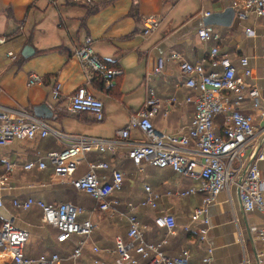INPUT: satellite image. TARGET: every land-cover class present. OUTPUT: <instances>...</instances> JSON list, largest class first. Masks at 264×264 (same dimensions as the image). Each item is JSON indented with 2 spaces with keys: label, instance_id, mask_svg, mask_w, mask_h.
I'll return each instance as SVG.
<instances>
[{
  "label": "crops",
  "instance_id": "1",
  "mask_svg": "<svg viewBox=\"0 0 264 264\" xmlns=\"http://www.w3.org/2000/svg\"><path fill=\"white\" fill-rule=\"evenodd\" d=\"M240 1L0 0V35L9 38L0 45V111L13 118L33 115L51 128L68 134L113 137L116 130L127 124L129 116L140 107L152 89L159 98H175L164 114L160 109L152 117L153 125L161 131L184 130L194 111L193 102L185 101V97L195 91L184 85L185 75L178 60L169 58V54L175 51L183 59L194 62L206 57L209 48L217 43L219 49L228 54L237 72L241 71L239 57L244 55L249 60L251 74L246 78L258 88L259 107L253 108L247 99H243L239 107L251 115L255 130L253 142L264 152V131L261 129L264 125V18L253 15L239 18L234 8ZM227 7L233 9L230 18L220 16L221 23L209 24L219 33L220 39L199 40L196 30L204 25L202 12H223ZM148 14L156 16L159 22L155 29L143 34L141 19ZM85 36H90L91 47L99 59L120 69V73L111 80L88 76L73 55L74 46ZM7 51L15 57L8 56ZM158 58L164 61L161 70L155 72ZM31 73L37 74L40 80L30 83ZM55 81L61 85L57 98L51 96V86ZM82 84L103 101L102 119L67 108L69 95ZM222 118V115L215 118L216 131ZM130 137L138 139V130L130 129ZM68 142V138H57L51 133L45 136L36 133L31 138L13 139L7 145H0V169H3L4 160L14 163L4 185L0 186V198L14 222L30 232L23 246L25 256L57 252L62 256L57 264H72L68 254L79 237L73 234L69 239L58 242L55 230L43 222L38 207L33 205L21 209L12 205L14 197L31 196L45 202L69 200L84 206L85 212L78 218L90 217L97 223V228L91 232L76 261L90 264L91 259L97 256L114 264L115 256L103 248L112 247L117 234L127 235L126 220L115 213L96 210L94 199L70 183L66 184L69 191H64L69 194L68 198L48 200L46 197L51 193L40 187L57 188L58 185L40 179L43 173L52 177V165L48 160H45L43 169L22 167L24 161L36 159L37 155L48 150L61 149ZM98 161H104L108 166L96 169L98 174L104 175L103 179H109L111 168L123 174L121 189L110 196L118 200L119 209L127 210V202L139 203L145 195V184L159 194L156 208L138 205L135 214L145 224L146 240L166 239L162 244L165 253L176 254L186 247L191 264H204L201 258L206 253L205 248L210 246L212 260L209 264H264V240L251 230L252 225L261 224L260 213L243 210L235 185L230 186V200L225 191H220L208 205L207 231L204 240H200L197 232L199 222H193L190 215L201 202L203 193L175 194L176 190L196 186L197 180L169 167L143 164L139 168L126 155L125 148L114 152H85L74 176L85 172L88 162ZM72 188L79 192L77 197L72 194ZM80 193L88 195L90 201H85ZM161 212L174 215L176 225L173 233L166 234L163 228L154 225L153 215ZM92 245L101 250L94 253ZM139 264L143 261L140 260Z\"/></svg>",
  "mask_w": 264,
  "mask_h": 264
},
{
  "label": "built area",
  "instance_id": "2",
  "mask_svg": "<svg viewBox=\"0 0 264 264\" xmlns=\"http://www.w3.org/2000/svg\"><path fill=\"white\" fill-rule=\"evenodd\" d=\"M234 11L239 18L250 15L264 18V0H241ZM203 15L209 14L203 11ZM158 18L148 14L141 19V31L149 33L158 25ZM249 31L248 29H246ZM252 31V30H250ZM201 41L219 40L220 35L210 25H201L196 30ZM9 38L0 35V45ZM11 58V51L6 53ZM73 55L77 58L82 70L88 76H97L111 80L120 73L117 67L109 66L98 58L91 47L90 36L74 46ZM169 58L178 60L179 68L185 75L184 85L195 91L185 97L192 101L194 111L190 123L184 130L175 132L158 130L152 122V117L160 110L167 111L168 106L175 101L174 97L159 98L149 89L140 107L129 116L127 124L116 130L113 137H102L86 134H68L51 128L43 120L33 115L13 118L0 111V145H7L13 139L31 138L36 133L45 136L49 133L57 138H68L65 147L58 150H48L36 159L22 163L24 169L33 167L43 169L48 160L52 165V179L68 182L74 188L90 195L95 201V209L100 212L115 213L127 222V235L117 234L112 247L103 248L108 254L114 255V264H191L190 252L186 247L176 254H167L162 250L166 241H149L144 238L145 224L135 214L138 205L157 207L159 194L150 185L143 186L144 197L139 203L127 202V210L117 207L118 200L110 197L114 191L122 187L123 174L116 168L110 169L109 179L96 172L97 168H107L104 161L88 162L85 172L74 176V172L89 150L114 152L125 148L126 155L137 167L151 164L157 167H169L175 172L187 175L197 180L196 186L176 190L178 196H185L196 191L203 193L201 202L196 205L190 215L193 222H199L198 238L204 240L209 222L207 209L210 202L220 191H225L230 200V186L237 188L238 198L243 210H257L261 216L260 225H252L254 234L264 240V152L255 146V133L252 117L240 110L243 99L249 100L253 108L259 107V92L255 84L247 80L251 74V66L246 56H240L238 63L241 71L237 72L228 54L219 49L216 43L209 48L206 57L190 62L173 51ZM163 58L157 59L155 72L163 65ZM207 61V62H206ZM205 62L209 64L207 68ZM37 74L31 73L30 83L39 81ZM61 85L55 81L51 86V96H59ZM67 108L72 112H87L95 119L103 117V101L91 93L82 84L68 97ZM222 115V122L216 131L215 118ZM138 130V139L130 137V129ZM264 131V125L261 127ZM264 143V140H263ZM14 163L3 161L0 169V186H3ZM16 208L27 209L36 206L41 212L43 222L56 232L58 242L69 239L73 234L79 237L68 254L72 264L76 261L82 248L97 223L90 217L79 219V214L85 212V207L69 200L45 202L31 196L12 198ZM155 226L163 228L166 234L173 233L176 219L172 213L161 212L153 215ZM29 230L18 226L0 198V264H57L62 256L57 252L40 253L35 257L25 256L23 246L29 238ZM92 251L101 250L92 245ZM201 260L209 264L212 260V248L207 246ZM90 264H109L104 259L94 256Z\"/></svg>",
  "mask_w": 264,
  "mask_h": 264
},
{
  "label": "rangeland",
  "instance_id": "3",
  "mask_svg": "<svg viewBox=\"0 0 264 264\" xmlns=\"http://www.w3.org/2000/svg\"><path fill=\"white\" fill-rule=\"evenodd\" d=\"M40 179L43 180V181L46 180L45 182L48 183V184H52V185L56 184V183L58 184L57 188L56 187H52V188L47 187L46 188V186L45 187H40V188H45L44 190L49 191L51 193L49 196L46 197L48 200H51V199L60 200V199H66V198L69 197V194L65 193L66 190L69 191V188H70L69 186L66 185L68 182L56 181V180L52 179V177H50V175L47 176L46 173H43L40 176ZM71 191H72V194L74 193L75 197H77V194L79 192H76L73 188H72ZM80 194H82V193H80ZM82 195H83V199L85 201H90V198H89L88 195H85V194H82ZM75 200H78V199L75 198ZM79 202H81V201H79ZM83 203H85V202H83Z\"/></svg>",
  "mask_w": 264,
  "mask_h": 264
},
{
  "label": "water",
  "instance_id": "4",
  "mask_svg": "<svg viewBox=\"0 0 264 264\" xmlns=\"http://www.w3.org/2000/svg\"><path fill=\"white\" fill-rule=\"evenodd\" d=\"M232 12H233L232 7L225 8L223 12H209V14L204 15L203 24L209 25V24L221 23V21L219 20V17L228 16L230 18ZM26 49H27V46L24 47V50Z\"/></svg>",
  "mask_w": 264,
  "mask_h": 264
},
{
  "label": "trees",
  "instance_id": "5",
  "mask_svg": "<svg viewBox=\"0 0 264 264\" xmlns=\"http://www.w3.org/2000/svg\"><path fill=\"white\" fill-rule=\"evenodd\" d=\"M157 227V226H156ZM72 260V259H71ZM77 260V259H76Z\"/></svg>",
  "mask_w": 264,
  "mask_h": 264
}]
</instances>
